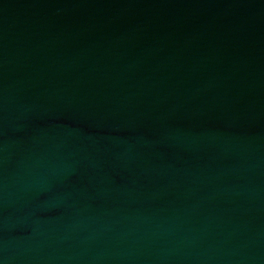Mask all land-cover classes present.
Segmentation results:
<instances>
[{
    "label": "water",
    "instance_id": "water-1",
    "mask_svg": "<svg viewBox=\"0 0 264 264\" xmlns=\"http://www.w3.org/2000/svg\"><path fill=\"white\" fill-rule=\"evenodd\" d=\"M0 264H264V0H0Z\"/></svg>",
    "mask_w": 264,
    "mask_h": 264
}]
</instances>
